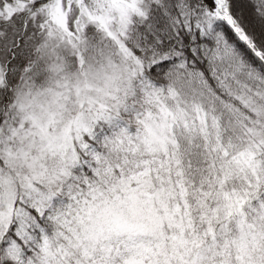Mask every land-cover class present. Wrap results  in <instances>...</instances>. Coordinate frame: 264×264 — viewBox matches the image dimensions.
Returning a JSON list of instances; mask_svg holds the SVG:
<instances>
[{"label": "snow or ice", "instance_id": "obj_1", "mask_svg": "<svg viewBox=\"0 0 264 264\" xmlns=\"http://www.w3.org/2000/svg\"><path fill=\"white\" fill-rule=\"evenodd\" d=\"M0 264H264V0H0Z\"/></svg>", "mask_w": 264, "mask_h": 264}]
</instances>
